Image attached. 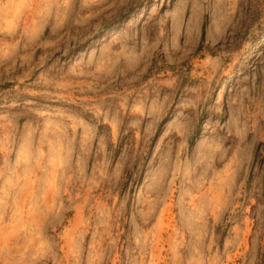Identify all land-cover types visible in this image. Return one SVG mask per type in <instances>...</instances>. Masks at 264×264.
I'll return each instance as SVG.
<instances>
[{"label": "rangeland", "instance_id": "374dc122", "mask_svg": "<svg viewBox=\"0 0 264 264\" xmlns=\"http://www.w3.org/2000/svg\"><path fill=\"white\" fill-rule=\"evenodd\" d=\"M0 264H264V0H0Z\"/></svg>", "mask_w": 264, "mask_h": 264}]
</instances>
